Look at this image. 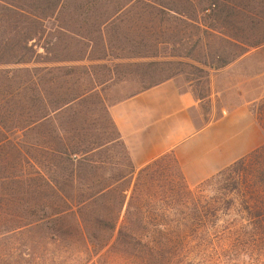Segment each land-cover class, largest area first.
Segmentation results:
<instances>
[{
  "label": "rangeland",
  "instance_id": "1",
  "mask_svg": "<svg viewBox=\"0 0 264 264\" xmlns=\"http://www.w3.org/2000/svg\"><path fill=\"white\" fill-rule=\"evenodd\" d=\"M128 2L72 0L67 5L60 1L57 11L43 21L42 35L32 43L41 57L29 66L19 67L73 71L65 81L75 88L79 86L81 91H90L92 97L82 107L52 118L47 128L27 139L22 134L15 137L14 131L13 135L0 136V141L6 142L4 150H0V264H264V229L257 225L259 221L241 211L197 218L189 211L175 209L169 200L161 202L144 192L132 206L128 235L120 240L119 230L126 220L131 192L115 232L110 230V220L119 215L118 203H112L114 198L88 201L82 212L75 204V212L68 211L62 220L65 230L61 231L37 225L23 212H14L16 202L27 200L26 194H18L19 189L29 194L31 190L19 183L22 179L14 165L13 141L44 144L53 140L49 135L55 131L69 140L79 134L88 142L105 143L117 138V133L110 129L102 104L111 108L168 77L182 90L203 100L200 114L207 121L225 117L224 111L248 106L264 131V45L226 69L208 73L198 63L203 59L187 54L190 44L198 40L194 30L190 31L191 42L165 43L158 39L161 35L142 33L141 27L149 24L146 19L150 17L142 18L143 7L136 1L125 8ZM54 3L56 0H0V5L22 6L30 11ZM152 22L159 24L158 20ZM11 30L6 26L0 29L2 42ZM210 40L213 41L204 38V44ZM149 63L157 65L140 67ZM7 68L13 67L0 69ZM64 75L65 72H56L60 82ZM3 92L0 91L1 106L7 100ZM9 107L6 103L5 109ZM53 136L56 137L54 133ZM97 154L100 156L96 159L104 163L107 179L113 184L118 171L128 165L123 147L117 144ZM166 162L172 179L180 170L173 161ZM219 174L204 182L212 183L210 186L202 183L208 196L225 194L224 188L232 183L227 175L219 178ZM169 181L162 178L159 185L168 191ZM202 184L189 186L196 189ZM79 223L84 233L79 231Z\"/></svg>",
  "mask_w": 264,
  "mask_h": 264
},
{
  "label": "trees",
  "instance_id": "2",
  "mask_svg": "<svg viewBox=\"0 0 264 264\" xmlns=\"http://www.w3.org/2000/svg\"><path fill=\"white\" fill-rule=\"evenodd\" d=\"M60 1L67 5L72 3V0H56L50 7L33 11L12 4L0 5V29L4 26L9 30L13 28L6 41L0 40V68L13 67L0 69V91H4L7 98L3 106L0 105V136L5 133L13 135L14 131L15 137L22 134L27 139L28 135L47 128L52 118L82 107L92 97L90 91H81L79 86L75 88L74 84L65 81L73 71L19 68L33 64L41 57L32 43L42 35L43 21L57 11ZM133 1L143 7V19L153 17L152 21L159 22L153 25L146 19L149 24L141 27L142 33L161 35L163 38L158 36V39H164L165 43L184 45L191 42L193 33L190 31L194 30L198 40L190 44L187 54L203 59L198 63L208 69V73L226 69L264 45V0H129L125 8L133 5ZM204 38L213 41L204 44ZM156 65L149 63L140 67ZM198 70L205 71L199 67ZM56 72H65L63 81L60 82ZM170 80V77L161 80L145 91ZM6 103L9 110L5 109ZM101 107L108 117L110 129L117 133V138H110L105 143L88 142L79 134L69 140L55 131L56 137L53 133L49 135L54 141H45L44 144L13 141L14 165L22 179L19 183L37 197L20 188L18 194H26L27 200L16 202L14 212H23L37 225L52 226V229L61 231L64 229L62 220L68 211L75 212L72 209L75 204L82 212L88 201L105 202L114 198L112 203H118L119 215L110 220V230L115 232L131 192L126 220L119 230L120 240L128 235L134 202L147 192L161 202L169 200L175 209L189 211L197 218H216L231 210L241 211L246 217L259 221L257 225L264 229V145L235 162L227 172L219 174V178L227 175L232 181L224 188L225 194L208 196L204 186L212 183L191 188L174 155L169 154L143 168L136 167L110 108L106 103ZM5 144L0 141L1 151ZM117 144L123 147L128 165L118 171L112 184L107 179L105 167H102L104 163L96 157L100 156L97 153ZM167 159L180 170L172 179ZM162 178L170 179L168 191L159 185ZM82 228L79 223L78 229L84 233Z\"/></svg>",
  "mask_w": 264,
  "mask_h": 264
},
{
  "label": "crops",
  "instance_id": "3",
  "mask_svg": "<svg viewBox=\"0 0 264 264\" xmlns=\"http://www.w3.org/2000/svg\"><path fill=\"white\" fill-rule=\"evenodd\" d=\"M202 102L170 80L112 106L110 113L136 167L171 154L187 183L197 186L264 144L248 106L207 121Z\"/></svg>",
  "mask_w": 264,
  "mask_h": 264
}]
</instances>
